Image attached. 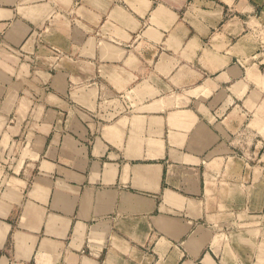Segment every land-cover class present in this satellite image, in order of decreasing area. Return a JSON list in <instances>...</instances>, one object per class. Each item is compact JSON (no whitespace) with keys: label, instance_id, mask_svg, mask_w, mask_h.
<instances>
[{"label":"crops","instance_id":"0c3cea01","mask_svg":"<svg viewBox=\"0 0 264 264\" xmlns=\"http://www.w3.org/2000/svg\"><path fill=\"white\" fill-rule=\"evenodd\" d=\"M0 264H264V0H0Z\"/></svg>","mask_w":264,"mask_h":264}]
</instances>
